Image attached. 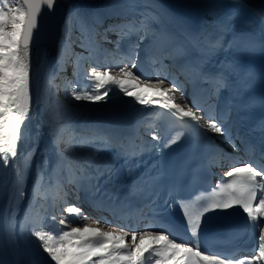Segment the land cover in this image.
Segmentation results:
<instances>
[{"label":"snow or ice","instance_id":"6c2138e0","mask_svg":"<svg viewBox=\"0 0 264 264\" xmlns=\"http://www.w3.org/2000/svg\"><path fill=\"white\" fill-rule=\"evenodd\" d=\"M132 13V18H125L117 24H110L104 29L102 39L108 40V33L117 35L114 42L116 47L111 53L115 56L120 51V44L125 39L135 36L137 39L128 47L124 56L127 62L120 66V61L114 65L104 66L102 70L91 67L86 74L90 85L80 87L72 81L67 82L71 87L70 95L75 101H85L93 104L106 103L109 93L114 86L123 96L132 98L135 103L145 108L155 107L157 111L150 122H142L144 130L151 136V143L142 137L122 138L110 132L94 131L91 135H78L68 125H58L53 119L50 122L51 135L57 154V166L46 174L37 165L36 174L32 178L33 195L36 199L53 200L66 199L67 185H74L78 191L86 190L84 181L89 183L98 181L101 176L113 174L111 164L101 168L98 164L88 172V168L95 164L98 154L113 148L123 159V167L132 173L143 161L140 157L155 153L162 155L164 149L183 139V128L205 127L208 131L224 138L233 148L235 139H240L245 145L247 160L229 157L236 166L225 173L228 178L216 184L212 197L207 203L197 209L181 200L180 210L185 221L186 232L197 242L192 243L185 236L180 235L175 226L167 222L149 223L144 231H136L131 226H116L110 230H103L98 219H89L79 205H69L57 219L52 216L56 228H49L46 218L35 219L25 210V219L20 222L23 230L31 225V236L35 237L42 249V259H49L54 264H264V153L260 160L255 159L254 147L238 134L233 138L231 128L227 126V116L217 119L215 108L209 105L205 108L195 99L190 103L184 96V85L176 78L168 79L167 75L157 73L155 77L143 74L138 67V53L140 43L149 37H156L157 33L152 24L157 20L149 11L136 12V0H122ZM57 0H0V167L12 165V188L18 192L19 198H24L23 185L29 179L32 158L36 153L34 146L27 154L21 151L23 133L27 128V121L33 110L34 102H38V94L34 97L32 90L31 46L40 24V16L46 8L52 12ZM223 7V4L216 5ZM137 16L139 18H137ZM99 14L91 15L81 12L78 5H70L61 27L58 44L57 63L59 69L64 70L66 64L65 53L69 51L77 40L80 47L87 52V56L74 53V76L82 66V61L90 60L102 49L97 36L96 25L102 24ZM230 30V25L224 24L220 32ZM79 32V36H74ZM230 49H235L232 60L223 64L220 70L212 75L204 76V80L213 88L215 95L229 86V77L236 76L246 90L250 84L245 81L253 77L250 69H244L240 60L258 51H264V40L234 37L228 42ZM224 41L215 39L207 44V51L214 53L223 50ZM172 58L171 53L159 57H150L151 65L159 64L165 67L164 60ZM243 73V76H241ZM55 79V77H53ZM145 89H154L146 91ZM176 93H179L177 102ZM69 94V93H66ZM264 106V101L259 102ZM257 101L252 100L245 107H255ZM230 112V109H229ZM207 113V117H205ZM168 115L179 121L178 129L170 136H162L157 121L161 116ZM257 130L264 132V119L258 121ZM206 139L207 132L201 133ZM88 148L92 155L88 167L74 166L71 154L77 149ZM222 151V150H221ZM24 158L23 166L18 163ZM135 161V163H133ZM47 163V162H45ZM163 177L162 169L153 163L145 172L137 176L131 185L132 195H152ZM8 188L7 182L0 181V191ZM174 188H169L171 199ZM32 203V201H30ZM167 203V201H166ZM97 206H102L98 202ZM242 210L247 216L244 229H258L256 246L252 249H237L231 253L207 254L198 243L199 229L202 217L210 210ZM115 211V209H113ZM70 218H75L71 219ZM69 222L79 223L80 227H68ZM15 225H13L14 235ZM130 237V242L128 238ZM145 239L148 243H143ZM243 251H251L252 256L241 255ZM43 253L47 254L44 257ZM147 254V255H146Z\"/></svg>","mask_w":264,"mask_h":264},{"label":"bare ground","instance_id":"6f19581e","mask_svg":"<svg viewBox=\"0 0 264 264\" xmlns=\"http://www.w3.org/2000/svg\"><path fill=\"white\" fill-rule=\"evenodd\" d=\"M136 1H141L142 3L141 8L139 9V11L137 10V12L149 11L150 9L153 10V13H155L156 15H164V12H168L167 16L169 15L170 18L175 21L174 25L172 24L171 26L165 24L164 22L154 23L153 27L155 32L157 33V36L154 37L152 41H150L151 39L149 41L152 44L151 46L161 49L159 56L171 53L173 58L165 59V67L161 66L160 68H165L164 71L166 72V74L175 76L176 79H178L180 82L183 80L182 76L184 74H187V72H189L191 69L196 71V76L193 77V81L197 80L196 83H198L199 81H204L203 74L201 71H198V68L201 61L206 58L205 55L199 56L198 51H192V54L190 55L192 61L185 62L184 60L178 59L175 54L171 52L172 49H174L175 53L187 52L186 45L184 43H181L179 40H175L173 32H181V35L183 36L185 35V33L189 34L190 32L196 31L198 28V23H195L196 19L195 21L192 20L193 22L186 19L194 17L195 14L198 13V11L205 10L206 12H208L210 10L221 11L231 9V12L224 19L225 23H227L229 18L236 19L238 22L235 25H237L239 29L247 30L252 34L259 35L261 39L264 40V0H240L242 1V4L240 6H236L235 3H237V1L231 2L232 4H230L228 2H225L224 0H218L217 2H212L209 4H204L201 2V0H162L163 3H161L160 0L159 5L158 3H153V6L148 3L149 0L147 2L143 0ZM65 3L68 5V7L70 5H76L75 0H65ZM219 4H223L224 6L217 7L216 5ZM107 17L103 21V26L105 27L112 24L111 19ZM137 18L139 17L137 16ZM114 24L117 23L114 22ZM99 27L100 26L96 25V29H99ZM108 34H110L111 38L116 37V34L114 35L112 34V32ZM115 39L117 40V37ZM98 41L100 45L108 43L103 39H100ZM128 44L130 45V43ZM69 51L65 53V58L66 54ZM101 54L102 57L106 56V54H104V52L102 51ZM56 59L57 56L50 57L45 51H43L42 59L37 64H34L32 66L33 95L35 97L38 94L39 99L38 102H34L33 110L30 113L29 120L27 121V128L23 133L21 141V151L27 154L35 146L36 153L32 158V167L29 174V179L27 180L26 184L23 185V199H20L18 192H16V190L12 188L13 175L11 163L6 168L0 167V181L7 182L8 184L7 190L0 191V234L3 235L6 248L11 256L13 264H54V262H52L50 258L47 260L41 258L40 253H42L43 250L37 247L39 241H37L35 237L31 236V225H29L27 228H24L23 230L20 227V222L24 221L25 219V210H27L29 214L36 219V212L33 208L37 202V199L33 195L32 178L36 174L37 165H39L42 170H45L46 174L48 172H51V170L57 166V164L53 163L51 160V157L56 156L57 154L51 135L52 129L50 127V122L55 119L58 121V125H68L76 133L81 132V135L85 136L92 134L90 133L91 131H103L113 133L120 137V135H122V133H124L127 129V118L130 116L132 111H134L139 106V104L135 103L132 98L123 96V94L119 93V90L113 86V91H110L108 101L106 103L95 104V107H93L92 110L97 109L100 112L102 110L108 109L112 111L114 115H108L107 117H104L103 113L93 115L94 112H92V110L89 111V109L87 111V107H84L85 109L83 108L84 110L82 109L80 111H75L78 108L76 106V108H74L73 110L70 109V105L72 106L73 103L71 101L73 99L69 102L67 100L68 104L71 103L69 106L67 105V103L63 102V99H58L56 96L58 89H55L56 85H54L55 80L59 79L61 76L70 77V70L66 62L64 70L61 71L59 69L58 63L55 62ZM92 59H96L98 61L97 62L94 60V65H103L104 63H109L108 65H114L113 62L107 61L100 63V59L97 56H93ZM185 60H189V58ZM148 61L149 58L147 57L145 59V62ZM205 65H210V63H207ZM159 70L160 69H157L155 72L157 73L159 72ZM148 75H151L153 77V75L156 74L151 72ZM53 77H55L54 82L52 81ZM82 78L85 79L86 85L91 84V82L86 79V73ZM145 90L154 91V89ZM177 95L179 97L180 94L177 93ZM178 97L177 102H180ZM74 111L78 116L83 114V116L85 117L81 116L82 118H78V116L76 115L77 118L67 120L64 115L73 114ZM116 111H118V113L120 111V114L117 115ZM70 116L72 117L73 115ZM31 121H34V126L38 128H34V130L37 132L33 130L34 126L32 125ZM88 126L93 127L94 130H87ZM40 129L41 132H38L40 131ZM123 136L124 135H122L121 137L123 138ZM82 153L75 151L71 154V159L74 166L88 167V161L90 156L92 155V152L90 149H88V151H85V155L84 153ZM18 163L22 167L24 158L20 157ZM106 163L111 164L113 168V174L111 176H101L98 181L93 180L90 182V184H94L97 182L98 184L106 183L104 185H107L110 182L109 179L120 178L127 172L126 169L122 168L123 159L119 157L118 150L116 148L99 152L95 164H93L92 167L88 168V170L92 171V168H94L97 164L105 167ZM88 184V181H84L85 186H87ZM97 190L98 187L96 190H91L90 193L87 190H84V192H86L84 196H77L75 195V193L79 191L74 185H67L66 187V191L68 192V194L76 196L75 199L81 202H85L86 195H97ZM30 201H32V203H30ZM89 209L91 212L96 211V209H92L91 207ZM105 215L108 217L110 216L109 214ZM71 219L75 218H70V220ZM46 224L49 228L57 227L54 221H50V218L46 220ZM100 224L103 230H110L109 224ZM13 225H15L14 235ZM80 226L82 225L79 223L69 222L68 224L69 228ZM143 243H148V240L146 239ZM43 255L44 257H47L46 253H43Z\"/></svg>","mask_w":264,"mask_h":264},{"label":"rangeland","instance_id":"374dc122","mask_svg":"<svg viewBox=\"0 0 264 264\" xmlns=\"http://www.w3.org/2000/svg\"><path fill=\"white\" fill-rule=\"evenodd\" d=\"M143 1H148V0H143ZM149 1L152 2V3H155V4L158 3V5H159L160 2L163 3L162 0L161 1L160 0H155V2H154V0H149ZM213 1L214 2H217L218 0H213ZM221 1H223V0H221ZM75 2H76V5H78L80 7L81 12H83L85 14H88V15H91L93 13L99 14V16L102 18L103 21L105 20V18L108 15L107 18H110L111 19V23L112 24H114V22H116V23L122 22L125 18H127V15L125 13L129 12L127 6L122 3V0H75ZM141 6H142L141 1L140 2H137L136 1V12H137V10L139 11V9L141 8ZM98 26H100V27H99V29H96V31L98 33H100L101 36H97V38H101L102 37V34L104 33V30L102 29L103 23L102 24H99ZM79 35H80L79 32H76L74 34V36H77V37ZM153 38L154 37H151V38L149 37V39H146L145 42L148 41V43H149L150 41H152ZM72 51H73L72 56H70V53L67 54V57H66L67 60H66V62H67L68 68L70 69L71 74L74 75L73 74L74 73L73 72V69H74V61H75L74 53H80V54H83V55L87 56V52H85V50L80 47V41L79 40H77L76 43H74L72 45ZM92 62H94L93 59H92ZM81 63H82V66L78 70L79 71V75L78 76H72V77H70V81L79 84L80 87H84L86 85L85 79H83L82 77H83V75L85 73L87 74V72L90 70L91 67H94L95 66V67H98V69L102 70L104 66H107L109 64V63H104L103 65L102 64L101 65H94V64H91L89 60H84ZM116 63H117V61L113 62V64H116ZM120 66H123V62L120 63ZM68 79L69 78H67V79L60 78V79L55 80L54 83L56 85L55 89H58L57 90V93H56V96L59 97V99H63V102L67 103V105L69 106L71 103L68 104V102L71 101L73 98L70 95L71 87L67 84V82H69ZM66 93H69V94H66ZM176 97H178L177 93H176ZM67 100H68V102H67ZM71 102H73V103H72V106L70 105V109L73 110L74 108L78 107L75 111H77V110L80 111L84 107L85 108L87 107V111H88V109L90 111V110L93 109V107H95V104H92V103L90 104V102L88 103V102H85V101H75L74 99ZM75 111L73 112V114L64 115V116L66 117L67 120L77 118L78 115L75 114ZM92 112H94L93 115H98L99 113H103L104 117H107L108 115H114V113L112 111L108 110V109L107 110H102L100 112L97 109H95V110H92ZM106 112L107 113L110 112V113L107 114ZM76 113H78V112H76ZM116 113L118 115V114H120V111H119V113H118V111H116ZM70 115H73V116L71 117ZM81 116L82 117H85V116H83V114H81L80 116H78V118H82ZM83 119H85V118H83ZM90 119H92V118H90ZM83 150L84 151H82L80 149H77L76 151L77 152H80V153L83 152L84 155H85V151L86 150L88 151V149L87 148H84ZM54 157H55L56 160L58 159L57 158V155L54 156ZM51 160H53V156L51 157ZM76 193H75V195H77ZM66 198H68V203H66L67 206L73 205L71 203V199L69 197H66ZM61 213L62 212H60L58 214V218H59V216H60Z\"/></svg>","mask_w":264,"mask_h":264},{"label":"water","instance_id":"95a60500","mask_svg":"<svg viewBox=\"0 0 264 264\" xmlns=\"http://www.w3.org/2000/svg\"><path fill=\"white\" fill-rule=\"evenodd\" d=\"M68 5L65 0H57L55 9L50 13L45 8L40 16V27L35 34L31 46V65L37 64L42 59V52L45 51L50 57L57 56L58 44L61 35V27L64 23L65 15L68 10ZM57 62V59L55 60ZM33 70V69H32ZM1 236V243L7 253V248L3 235Z\"/></svg>","mask_w":264,"mask_h":264}]
</instances>
